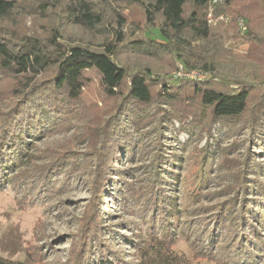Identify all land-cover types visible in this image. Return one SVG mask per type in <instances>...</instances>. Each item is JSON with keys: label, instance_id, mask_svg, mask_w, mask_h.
<instances>
[{"label": "rangeland", "instance_id": "1", "mask_svg": "<svg viewBox=\"0 0 264 264\" xmlns=\"http://www.w3.org/2000/svg\"><path fill=\"white\" fill-rule=\"evenodd\" d=\"M49 2L55 3L49 16L26 14L20 32L44 39L55 28L63 42H72V36L76 43L98 47L100 32L64 17L67 0ZM135 10L130 15L137 20L141 15ZM117 51L128 72L149 67L154 76L169 78L170 94L181 98L175 101L162 91L148 105L102 103L98 74L90 71L82 103L74 106L88 115H66V103L60 112L42 109L43 127L35 119L21 129L22 151L10 145L1 159L0 257L20 264H99L101 259L139 264L144 251L168 241L175 264H264V110L252 126L248 114L213 118L207 107L194 114L180 106L191 83L210 73L220 78L245 71L224 63L213 70L187 67L181 59L169 62L146 52L136 56L129 43ZM53 70L50 66L44 75ZM107 109L119 115L121 142L108 182L97 192L91 180L102 139L89 135L100 131L93 117ZM15 173L29 177L14 184L9 178ZM41 175L50 185L39 183Z\"/></svg>", "mask_w": 264, "mask_h": 264}, {"label": "trees", "instance_id": "2", "mask_svg": "<svg viewBox=\"0 0 264 264\" xmlns=\"http://www.w3.org/2000/svg\"><path fill=\"white\" fill-rule=\"evenodd\" d=\"M103 1L102 7L85 0H67L63 6L66 20H72L83 29L100 32L102 39L98 47L92 48L76 43L72 36L69 38L72 42L61 41V34L55 28L44 39L20 32L19 24L26 14L32 12L48 17L55 3L0 0V181L5 180L1 159L10 145L17 152L22 151L21 129L35 119L43 127L39 120L42 109L60 112L62 104L66 103V115L74 112L81 117L88 115L75 111L74 106L82 103L90 71L98 74L102 103L120 99L122 105L124 101L148 105L156 93L163 95L162 91L175 101L181 98L170 94L169 78L154 76L149 67L128 72L117 58L118 47L125 43H129V49L136 56L146 52L169 62L178 58L187 67L208 69L211 66L213 70L221 63L239 66L245 71L244 75L218 78V74L210 73L204 81L191 83L189 92L180 100L181 110L186 108L195 114L207 107L213 118L248 114L252 126L260 123L259 116L264 110V0H225L216 5L214 14L225 15L228 20L215 28L207 22L209 0ZM135 8L141 15L137 20L136 15H130L138 12ZM238 18L245 20L246 32L237 30ZM128 25L132 30L128 31ZM153 34L156 37H152ZM50 66H54V70L44 75ZM226 79L235 86L230 87ZM93 118L97 119L95 128L100 131L94 129L89 136L102 139L101 159L91 180L98 192L108 182L109 166L117 155L121 136L116 111L111 113L107 109ZM51 169L49 167L47 173ZM19 174L11 176L10 181L15 184L29 177L26 173ZM37 180L42 185H50L46 175ZM94 221L96 223V216L91 219ZM212 241L208 239L211 245ZM161 247L144 251L139 264H175L171 243L167 241ZM83 251L79 263L84 261ZM0 264L20 263L0 257ZM99 264L126 263L101 259Z\"/></svg>", "mask_w": 264, "mask_h": 264}, {"label": "built area", "instance_id": "3", "mask_svg": "<svg viewBox=\"0 0 264 264\" xmlns=\"http://www.w3.org/2000/svg\"><path fill=\"white\" fill-rule=\"evenodd\" d=\"M225 0H209L208 6H207V22L209 25H216L218 23H224L228 20V17L222 14L219 15H215L214 14V9L216 7V5L224 2ZM237 25L240 29L241 32H246L247 30V25L246 22L243 18H238L237 19ZM182 69V67H181ZM201 77L203 74H198ZM205 75V74H204ZM190 77H195L196 74L191 73V75H189Z\"/></svg>", "mask_w": 264, "mask_h": 264}]
</instances>
